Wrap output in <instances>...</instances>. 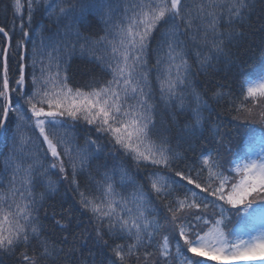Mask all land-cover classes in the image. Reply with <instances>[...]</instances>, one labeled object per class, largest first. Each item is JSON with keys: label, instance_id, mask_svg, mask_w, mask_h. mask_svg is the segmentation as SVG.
<instances>
[{"label": "snow or ice", "instance_id": "obj_1", "mask_svg": "<svg viewBox=\"0 0 264 264\" xmlns=\"http://www.w3.org/2000/svg\"><path fill=\"white\" fill-rule=\"evenodd\" d=\"M252 11L4 3L0 264L264 261V42L233 51Z\"/></svg>", "mask_w": 264, "mask_h": 264}, {"label": "trees", "instance_id": "obj_2", "mask_svg": "<svg viewBox=\"0 0 264 264\" xmlns=\"http://www.w3.org/2000/svg\"><path fill=\"white\" fill-rule=\"evenodd\" d=\"M7 0H3L0 2V19L3 18V8L4 3ZM253 4V11L251 15V20L248 21V25L245 28V36L242 40L238 42V46L233 49V51L243 59H247L249 56L255 54L256 57L259 56V47L264 42V0H251ZM222 83L233 84V86L239 90L240 84L233 83V81H221ZM261 126L259 124L250 125L249 128H255L258 132ZM246 134L248 130H242ZM254 133H251L250 136L247 137L244 144L241 145V155H243L244 151L247 149V145L253 142ZM203 259V258H202ZM208 264H219L218 261H208Z\"/></svg>", "mask_w": 264, "mask_h": 264}, {"label": "rangeland", "instance_id": "obj_3", "mask_svg": "<svg viewBox=\"0 0 264 264\" xmlns=\"http://www.w3.org/2000/svg\"><path fill=\"white\" fill-rule=\"evenodd\" d=\"M262 145H261V143H259L256 147L257 148H259V147H261ZM254 226H253V229L255 228V227H259V224H260V222H259V220H256V221H254ZM232 264H264V261H259V260H253V261H233L232 262Z\"/></svg>", "mask_w": 264, "mask_h": 264}]
</instances>
